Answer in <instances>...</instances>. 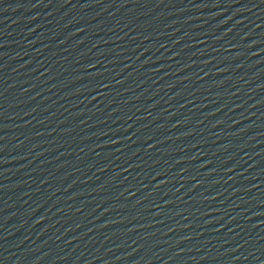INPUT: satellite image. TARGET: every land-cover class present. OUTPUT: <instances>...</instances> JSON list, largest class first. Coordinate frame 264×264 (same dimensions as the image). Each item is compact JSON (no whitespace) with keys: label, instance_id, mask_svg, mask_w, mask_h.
I'll use <instances>...</instances> for the list:
<instances>
[{"label":"water","instance_id":"water-1","mask_svg":"<svg viewBox=\"0 0 264 264\" xmlns=\"http://www.w3.org/2000/svg\"><path fill=\"white\" fill-rule=\"evenodd\" d=\"M0 264H264V0H0Z\"/></svg>","mask_w":264,"mask_h":264}]
</instances>
